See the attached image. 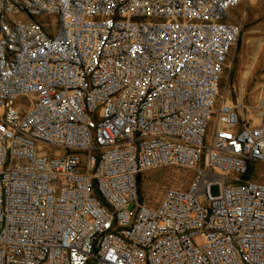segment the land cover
Listing matches in <instances>:
<instances>
[{"label": "built area", "instance_id": "obj_1", "mask_svg": "<svg viewBox=\"0 0 264 264\" xmlns=\"http://www.w3.org/2000/svg\"><path fill=\"white\" fill-rule=\"evenodd\" d=\"M249 2L0 0V264H264V89L257 122L222 91Z\"/></svg>", "mask_w": 264, "mask_h": 264}, {"label": "rangeland", "instance_id": "obj_2", "mask_svg": "<svg viewBox=\"0 0 264 264\" xmlns=\"http://www.w3.org/2000/svg\"><path fill=\"white\" fill-rule=\"evenodd\" d=\"M264 89V0H251L244 18V28L234 53L231 70L222 91L235 104L244 105L246 115L256 116ZM255 179L264 181V165H254ZM187 177L175 168L149 170L139 180L140 190L147 199L156 202L167 187L187 185Z\"/></svg>", "mask_w": 264, "mask_h": 264}, {"label": "bare ground", "instance_id": "obj_3", "mask_svg": "<svg viewBox=\"0 0 264 264\" xmlns=\"http://www.w3.org/2000/svg\"><path fill=\"white\" fill-rule=\"evenodd\" d=\"M250 1H251V0H250ZM252 117H253V118H256V116H255L253 113H252Z\"/></svg>", "mask_w": 264, "mask_h": 264}]
</instances>
